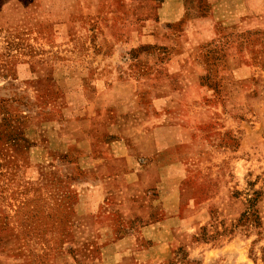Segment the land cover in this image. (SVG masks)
Segmentation results:
<instances>
[{"label":"rangeland","instance_id":"374dc122","mask_svg":"<svg viewBox=\"0 0 264 264\" xmlns=\"http://www.w3.org/2000/svg\"><path fill=\"white\" fill-rule=\"evenodd\" d=\"M0 264H264V0H0Z\"/></svg>","mask_w":264,"mask_h":264},{"label":"crops","instance_id":"0c3cea01","mask_svg":"<svg viewBox=\"0 0 264 264\" xmlns=\"http://www.w3.org/2000/svg\"><path fill=\"white\" fill-rule=\"evenodd\" d=\"M163 152L162 149L154 148L150 152L140 151L139 148L135 145V172H132L131 169L128 170V173H133L135 175L145 171L153 170L154 173H159V158L158 156ZM127 172V171H124ZM155 184V182H154Z\"/></svg>","mask_w":264,"mask_h":264}]
</instances>
